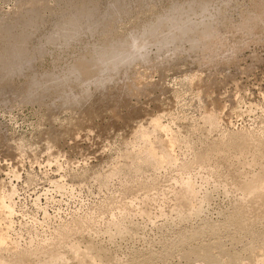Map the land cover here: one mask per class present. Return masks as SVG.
Instances as JSON below:
<instances>
[{"label":"rangeland","instance_id":"374dc122","mask_svg":"<svg viewBox=\"0 0 264 264\" xmlns=\"http://www.w3.org/2000/svg\"><path fill=\"white\" fill-rule=\"evenodd\" d=\"M0 196V264H264V0H0Z\"/></svg>","mask_w":264,"mask_h":264},{"label":"bare ground","instance_id":"6f19581e","mask_svg":"<svg viewBox=\"0 0 264 264\" xmlns=\"http://www.w3.org/2000/svg\"><path fill=\"white\" fill-rule=\"evenodd\" d=\"M49 3V2H48ZM44 4V3H43ZM49 5H51V4H49ZM54 5V4H53ZM125 39H128V38H125ZM131 40V39H130ZM124 41V40H123ZM117 44H113V45H108V44H105V45H103L104 47H100V48H95V54H97L98 52H101V51H103V50H105V49H114L115 47H120L121 46V44H122V42L120 43V42H116ZM132 43H134V42H132ZM139 46V45H138ZM118 47V48H119ZM121 48V47H120ZM104 58V57H103ZM76 68L78 69V70H80L81 69V71H82V74H83V76H88L89 75V73L91 72V70H92V66H87L85 63H78L77 64V66H76ZM82 69H84V70H82ZM39 77V76H38ZM34 78V77H33ZM37 78V77H36ZM28 80V79H27ZM50 81V80H49ZM26 83H28V82H26ZM29 84H31L30 82H29ZM27 86V85H26ZM30 86H28V88H29ZM7 97V96H6ZM77 109V108H76ZM159 122V121H158ZM0 205L3 207V210H4V213H5V215H7L8 217L10 216V213H11V206L10 205H6V203H5V201L3 200V197L2 196H0ZM12 214V213H11ZM207 249V248H206ZM208 251V250H207ZM209 252V251H208ZM211 253V252H210ZM209 253V254H210ZM208 255V254H207ZM206 255V256H207ZM213 255V254H212ZM214 257V256H213ZM210 258H211V256H210ZM218 260V259H217ZM132 264V263H131Z\"/></svg>","mask_w":264,"mask_h":264}]
</instances>
